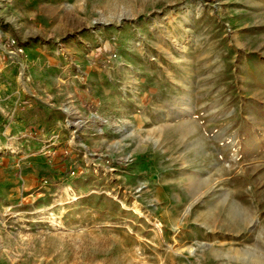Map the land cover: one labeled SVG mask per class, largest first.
<instances>
[{"label": "rangeland", "instance_id": "1", "mask_svg": "<svg viewBox=\"0 0 264 264\" xmlns=\"http://www.w3.org/2000/svg\"><path fill=\"white\" fill-rule=\"evenodd\" d=\"M0 34V264H264V0H0Z\"/></svg>", "mask_w": 264, "mask_h": 264}, {"label": "crops", "instance_id": "2", "mask_svg": "<svg viewBox=\"0 0 264 264\" xmlns=\"http://www.w3.org/2000/svg\"><path fill=\"white\" fill-rule=\"evenodd\" d=\"M264 130V124H259V126L257 127V131H263ZM261 133V132H260ZM251 135V134H249ZM250 136H246L245 138V143H244V147L245 149L243 150V154H246V152L248 151V149H254V151H256V153L261 154V159H264V148H260L264 147V137H255L253 135Z\"/></svg>", "mask_w": 264, "mask_h": 264}, {"label": "built area", "instance_id": "3", "mask_svg": "<svg viewBox=\"0 0 264 264\" xmlns=\"http://www.w3.org/2000/svg\"><path fill=\"white\" fill-rule=\"evenodd\" d=\"M0 39H2V35L0 34ZM22 50V49H21Z\"/></svg>", "mask_w": 264, "mask_h": 264}]
</instances>
